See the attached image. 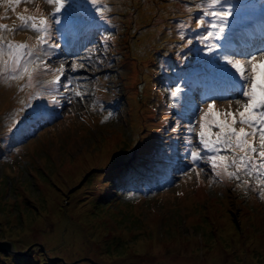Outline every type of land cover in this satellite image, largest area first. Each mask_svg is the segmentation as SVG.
Instances as JSON below:
<instances>
[{
    "label": "rangeland",
    "instance_id": "rangeland-1",
    "mask_svg": "<svg viewBox=\"0 0 264 264\" xmlns=\"http://www.w3.org/2000/svg\"><path fill=\"white\" fill-rule=\"evenodd\" d=\"M223 2L227 9L237 6L233 0ZM33 3L30 9L23 0H0V17L13 12L16 20L12 24L17 25L21 24L19 16L33 17L32 23L43 29L34 28L39 32L37 37L45 29L44 34L52 33L48 13L55 4L47 0ZM69 5L76 13L108 23L111 32L103 43L118 54L115 62L121 68L116 72L122 74L100 78L97 88L107 90L105 85L111 80L107 93L115 98L111 108L116 112L100 107L90 119L77 113L68 118L65 115L26 144L23 159L0 163V241H8L17 251L32 252L27 256L0 252V264H93L91 260L97 264H264V175H258L256 169L246 172L239 161L228 167L220 163L215 171L212 169L213 180L205 186L193 187L194 174L186 185L163 189L153 198L140 201L138 191L119 195L113 181L117 177L119 180L115 174L122 173L134 160L133 151L141 150L153 136L158 114L175 111L181 122L190 119L183 110L196 108V103L186 93L172 97L170 84L158 80L156 73H174L173 59L189 57L186 51L192 42L196 47L190 57L192 68L199 65L212 76L220 68H232L227 61L234 64L240 60L250 70V63L228 55L225 33L219 40L200 39L207 31H219L210 24L222 18L208 13L221 11L211 0H66L59 4L66 9ZM57 18L63 19L58 22L62 33L79 23L61 15ZM209 46H214L213 53L208 52ZM199 51L206 63L199 62ZM96 54L101 56L99 50ZM217 54L223 56L222 63L216 60ZM40 55L43 53L34 54L35 65L46 67L52 52L38 59ZM96 67L101 68L99 64ZM46 70L54 71L49 67ZM80 70L82 95L75 96L74 105L84 114L83 107L94 100L95 86ZM30 77L34 78L35 73ZM239 79L241 86L245 84L240 76ZM242 108L243 105L214 103L210 113L208 106L202 107L197 120L206 124L204 139L214 140L210 133L219 129L213 121L224 118L219 114L237 113ZM89 113L93 114L91 110ZM103 120L109 122L102 124ZM240 126L235 125L237 130ZM248 139L259 150V133ZM207 151L208 156L233 155L228 151ZM233 151L236 157L241 154L239 148ZM255 159L260 158L257 155ZM74 161L81 165L69 173L65 164ZM260 171L264 172V165ZM140 191L148 193L142 188ZM223 204L227 208H222ZM236 205L242 208L238 213ZM56 209L76 222L80 221V212L86 210L82 224L87 233L82 243L77 245L74 237H68L66 225L59 228L56 243L44 237L45 233L51 236L48 230H55L51 215ZM223 223L229 225V231H224Z\"/></svg>",
    "mask_w": 264,
    "mask_h": 264
},
{
    "label": "snow or ice",
    "instance_id": "snow-or-ice-1",
    "mask_svg": "<svg viewBox=\"0 0 264 264\" xmlns=\"http://www.w3.org/2000/svg\"><path fill=\"white\" fill-rule=\"evenodd\" d=\"M15 3H20L22 0H14ZM23 2H31V0H23ZM48 3H52L53 0H47ZM56 2L60 5H63L66 0H56ZM95 2V0H93ZM222 0H211L212 5L221 4ZM61 11V7H57L55 9V13H59ZM54 13V14H55ZM213 18L219 16L221 17V21L210 24L211 28H219V31H207L206 35L200 39L207 41L213 37L219 40L222 35L225 33L224 22L227 21L230 13L229 12H211L208 13ZM21 20H25V17L21 16ZM59 20H57V23ZM41 25L44 24V21L40 22ZM32 28H36L37 31L43 30L42 28H38L36 23L31 24ZM46 43V41H44ZM47 51V49H45ZM208 52H214V46L208 47ZM264 55V52H261ZM255 55L249 57L248 63L251 64V68H249L242 63L240 60H236L233 64L232 61H227L232 65V68L239 74L241 79L245 81L242 94L239 98H235V102L237 105L243 103L246 99V103H243L242 110L237 111V113H232L228 111L226 113H222L224 118L215 119L213 124L218 127V131L215 133H210V135L214 136V140L204 139L206 133L203 130L204 125L201 124V132L199 136L201 138V143L205 149L209 151H214L219 154L222 151L232 152V157H228L226 155H211V156H202L199 152L191 153V163L195 166L198 161L207 162L211 165L213 171H215L218 164L222 163L225 167L228 166H236L237 161L242 166L244 171H248L249 169H256L258 175H264V172H261V165H264V61L259 63L255 60ZM75 70V66H74ZM251 72V75H248V72ZM250 82V87H249ZM70 84V81H69ZM64 87L67 89L68 84H65ZM177 91H181L177 89ZM177 91H173L171 93L172 97L177 96ZM76 95L80 96L81 93L77 92ZM211 102L208 104L209 112L211 113V109L213 108L215 100H210ZM213 116L217 114L212 113ZM238 116V119H237ZM231 117V119H228ZM236 124H240L241 126L237 130L235 127ZM251 127L252 131H247L246 127ZM211 127V125H210ZM259 133V150L257 149L255 142L250 141L248 139L249 136H255ZM214 145H219L220 147H214ZM239 148L241 154L239 157H236L234 153V149ZM259 156V160L255 159V156ZM202 171L204 169H201Z\"/></svg>",
    "mask_w": 264,
    "mask_h": 264
},
{
    "label": "bare ground",
    "instance_id": "bare-ground-1",
    "mask_svg": "<svg viewBox=\"0 0 264 264\" xmlns=\"http://www.w3.org/2000/svg\"><path fill=\"white\" fill-rule=\"evenodd\" d=\"M146 40L148 38H145ZM81 165V162H78V161H74L73 163H66L65 166H66V170H69L68 172H76L79 167ZM222 206V205H221ZM227 208L226 206H222V208ZM239 209H242L240 206L236 205V210H237V213L239 211ZM82 211V210H81ZM86 210H83L82 212H80V221L79 222H76V220H72L69 215H61L59 214L58 212V209H56L55 211H52V215H51V220L53 221V227H54V231H49L48 232H51V236L49 235V233H45L44 237L46 238H49L50 240L52 239V243H56V241L58 240L57 238V234H58V230L59 228L63 225V228L65 227L66 225V230L69 232L67 235L68 237L69 236H72V238L74 237L75 238V241L74 243H76L78 245V243H82V240L85 236V234L87 233L86 232V229L84 228V225L82 224V220H84L83 218V213L85 212ZM227 218V217H226ZM55 221V222H54ZM227 221V220H226ZM224 224V223H223ZM222 228L224 229V231H229V225L228 224H224L222 226ZM46 229V228H45ZM213 256L216 257L218 256L217 253H213ZM183 259V258H182ZM219 261V260H218Z\"/></svg>",
    "mask_w": 264,
    "mask_h": 264
},
{
    "label": "water",
    "instance_id": "water-1",
    "mask_svg": "<svg viewBox=\"0 0 264 264\" xmlns=\"http://www.w3.org/2000/svg\"><path fill=\"white\" fill-rule=\"evenodd\" d=\"M0 252H7L14 255H24V256L31 255L32 253L30 249H27L25 251H17L10 245L8 241H0ZM91 262L93 264H97L93 260H91Z\"/></svg>",
    "mask_w": 264,
    "mask_h": 264
}]
</instances>
